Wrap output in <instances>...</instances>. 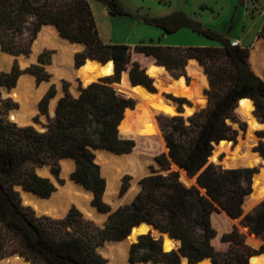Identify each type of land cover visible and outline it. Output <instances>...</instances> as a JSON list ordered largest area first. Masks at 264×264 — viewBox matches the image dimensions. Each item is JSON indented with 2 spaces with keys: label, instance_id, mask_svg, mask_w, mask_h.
<instances>
[{
  "label": "trees",
  "instance_id": "obj_1",
  "mask_svg": "<svg viewBox=\"0 0 264 264\" xmlns=\"http://www.w3.org/2000/svg\"><path fill=\"white\" fill-rule=\"evenodd\" d=\"M94 1L104 6L109 16L140 20L167 34L186 28L216 45L105 44L99 37L88 0H0L3 52L27 56L40 28L53 25L60 37L84 46L81 53L74 55L75 68L87 58L102 63L111 60L114 66L112 77L80 88L77 96L70 94L68 84L64 83L53 117L48 116L49 101L56 95L51 85L38 102L39 114L47 116L45 131L31 125L19 127L8 120L6 112L14 105L2 99L1 87L13 88L22 74L34 76L37 83L47 81L49 75L44 66L49 64L51 52H41L36 64L24 70L14 62L8 72L0 71V256L10 249V254L18 253L31 264H106L97 248L106 241L121 242L141 223L168 234L180 246L177 250L165 251L160 238L155 239L150 233L140 235L129 248L131 263L182 264L181 256H184L197 264H209V260L210 264H248L250 256L264 254V244L257 253L252 252L235 227L219 238L227 245L226 250L217 251L212 245L217 233L211 217L220 210L231 219L241 217V224L249 233L264 241V202L242 213L255 170L222 169L207 164L213 143L235 142L238 129L233 124L239 128L245 126L235 114L239 99H251L254 115L264 123V80L249 66V49L232 44L226 34L228 30L219 33L179 11L164 17H135L119 0ZM244 4L245 0H235L233 13ZM257 38L264 43V16ZM135 55L151 58L155 65L166 68L176 78L185 74L188 60H195L207 76L208 88L203 91L207 105L187 117L158 116L167 152L160 153L155 160L165 174L152 172L140 179V190L133 200L112 210L102 198L105 180L95 163L94 152L127 154L134 147L132 140L119 137V126L127 123L130 114L141 112L142 105L138 102L136 109L125 115L126 109L134 107V101L119 95L111 83L118 82L121 73L126 71L132 84L155 90L151 77L134 59ZM131 91L138 94L136 89ZM242 100L251 106L248 99ZM175 101L181 112L184 99ZM254 150L264 158L263 142ZM130 154L139 156L136 150ZM60 159L74 161L71 178L92 192V204L107 213L103 227L83 218L74 207L63 218H51L37 216L31 207L22 204L14 187L19 185L40 198L49 197L55 187L49 179L36 174L35 168L50 165L57 176L56 162ZM173 164L189 177L196 176V184L185 186L178 171L172 170ZM127 186L128 177L124 176L121 193ZM178 241L175 244L179 245Z\"/></svg>",
  "mask_w": 264,
  "mask_h": 264
},
{
  "label": "rangeland",
  "instance_id": "obj_2",
  "mask_svg": "<svg viewBox=\"0 0 264 264\" xmlns=\"http://www.w3.org/2000/svg\"><path fill=\"white\" fill-rule=\"evenodd\" d=\"M127 1H129L131 4H138L141 2V0H127ZM252 1L257 2V0H248L246 9H248L249 14L254 19H248V21H246L245 23H242L243 19L241 18V15H242V8H241V9H238L237 12H235L236 14H235L234 21H233V25H234L233 27H230L229 23L209 24V26L212 30L214 29L215 31L219 33L228 30L226 31V34L229 38H231V40L234 41V42H231L232 44L238 43L241 46L247 47L249 49L248 63H249L251 70L253 72L255 71L254 73L264 80V61L261 63L254 62L252 61V58H251V51L256 46H261V48L263 49V53H264V44L262 43L261 39L257 38V35H256V31H257L256 28L258 27L259 21L261 19L260 17L264 16V0H258L257 5L252 4L251 3ZM92 2H93L92 3L93 5L95 2L97 6L103 8V6L100 3L94 0ZM97 6H93V10L92 9L91 10H92L93 18L96 23L97 30L98 31L100 30V32L102 33L103 40H112L114 44H126V45L128 44L131 47L135 46L131 42H138L139 40L138 37H140L141 38L140 40L144 41V43H149L150 41L156 43L158 41L157 34H159V37H160V33L155 27L145 25L140 20L134 21L127 17H120L121 20H117V21L112 20V18H110V16L107 15L106 11H100ZM124 8L128 10L129 12H131L130 8L128 7V5H126V3L124 5ZM104 12H105V16L109 18L104 17ZM231 20L233 19L231 18ZM41 29L42 27L40 28V30ZM38 33L36 37H38ZM241 34H243V38L234 39V38H237ZM36 37L30 46V52L27 56H24V55L14 56L11 54H7L3 52L0 48V57L2 58L4 57L2 59L3 61L0 60V71L8 72L11 69L14 62H16L18 67L22 69V64L20 61L21 57L25 58L26 63L24 64V66L26 67L32 64H36L37 57L41 52L45 50L51 52L50 62L49 64L44 66L45 71L49 75V78L47 81L37 83L35 81L34 76L29 75V74L21 75V76H25V79L23 81H24V87H25L26 94L29 97L36 99L34 110L31 112V115H30V121L31 119H35L37 120V122L42 123L44 125L46 124L47 119L45 118V115L39 114L38 102L45 95L49 87L51 85H54L55 90H56L55 97L50 99L49 104H48V116L52 117L50 116L51 112L54 109L57 103V100L63 95L64 83L68 84V91L70 92V94L75 96L76 95L75 80H78V82H81V80L77 77H75L73 81H70L63 77L57 78V75L52 68L53 56L57 54L56 49L51 46V42H47L48 44L42 46L40 48L41 50L37 51L36 54L34 55L33 49H34V42L37 39ZM162 42L166 43L167 45L170 44L169 46L171 47H188V46H193L194 43H201L203 44V46L216 45V43L208 40L207 38L203 36H199L197 34H191L189 30H186L185 33H182L178 36L175 34L166 35L163 38ZM76 44H79V43H76ZM51 48H54V49H51ZM83 49L84 48L82 46L77 51L72 53L71 60H72L73 66H74V55L76 53H81ZM134 59L137 60L141 64V66L145 67V73L151 77L153 81L152 85L154 89H156L155 85H157L158 92L155 94L150 93L145 88L140 87V86L133 88L137 90L136 92L138 94L136 96H132L133 98H131L134 101V107L132 111L136 109L138 102L142 105V111L132 113L129 109H126L125 115H127L128 113H132V114L128 116L127 123L124 124L122 122L119 127V137L122 139H130L134 142V147L130 153H133L136 150V152L140 156V157L134 156L138 160V162L143 166L141 167L142 175H140L137 180L134 181V175L120 161L115 160L111 158L112 156L108 155L107 156L108 159L106 160V162L99 163L96 160L97 159L96 153L98 150L94 152L95 162L99 166L100 175L105 180V191H104L102 198H103V201L107 205H109L112 210H115L119 206L129 204L133 200L135 195L140 190V184H139L140 179H142L145 176L150 175L152 172L165 174V172H161L159 170L160 167L155 160V157L157 155H159L160 153L167 152L165 142L162 136V132L160 130V127L157 121L158 116L181 115L183 117H187L195 109L201 107L200 108L201 110L205 108L207 105L206 97L203 94V91L208 88L207 76L205 75L203 68L195 60L194 61L193 59L188 60L184 68L185 74L183 76L177 77L176 80H173L169 77V75L172 77L174 76L166 68L164 69L161 66L155 65L151 58L135 55ZM122 74L124 78H126L124 74L127 75V72L126 71L122 72L120 77L122 76ZM110 75H104V76L112 77V73ZM104 76L98 77L97 78L98 81L103 80ZM116 83L117 82H112L111 86L114 87ZM163 83L167 84L168 86L163 87L162 86ZM11 89L12 88L9 89L5 86L1 87L2 99L7 100L9 101L10 104L14 105V108L6 112V117L8 120L11 119V113L15 110H18L20 107L19 104L8 94V91H11ZM176 99H184L185 101L180 107L181 112L178 111V102L175 101ZM240 106H241L242 111L248 116V122L249 124H251V127L254 129L261 130L258 132L257 138L252 137L250 140L251 143L253 144V150H254V147L258 145L259 142L264 143V124H258L253 120L251 116V111L253 107L250 106L248 101L241 100ZM235 114L239 122L245 123V120H243L240 117V114L237 111V107L235 109ZM13 123H15L19 127L31 125L36 130L41 131L39 126L31 124V122L24 124V125H19L15 121H13ZM233 128L236 129L237 127H235L234 125ZM237 135H238V132H237ZM135 140H140V141L136 143ZM235 142L236 143L233 149H231L230 143H226L225 141L220 142L217 153L213 156V158L215 159V156H218L220 157L221 160H223V162L227 161L228 164L231 165V167L253 168L255 170V173L260 172L259 175H261L262 172H264V160H262L259 157L260 153L255 150L254 152H252L249 149L251 148V146H248L249 148H244L240 150V143L237 141V137H236ZM208 161L211 162L210 160ZM67 162H68V169H69L68 176H64L63 164L64 163L67 164ZM56 167L58 169L57 176L52 172L51 170L52 168L50 165L36 167L35 172L40 177L49 179L50 182L53 183L56 192H58L60 187L55 186V180H57L60 184H62L61 188L62 187L64 188L68 182V179L71 178V173L74 169V161H72L71 159H60L56 162ZM172 170L178 171L179 179H180V170L174 167H172ZM124 176L128 177V186H127V189L121 193V186L123 183ZM113 177H116L118 179V184L116 185L115 190L113 192V194L115 195L113 201L115 203H113V201H110L109 199H105L107 181L108 179H111ZM17 186H15L14 189L15 191L18 192L19 197L22 201V204L24 206L31 207L35 211V214H36V210L31 205L24 202L23 197L21 196V190L17 188ZM89 200H90V205H91L92 197ZM246 202H247V199L244 201V204ZM261 202H264V200H261ZM71 207L76 208L81 213L83 218L91 220L95 225L99 227H103L104 222L106 221L108 217L107 213L100 212L101 214H104L105 216L102 217L100 221L95 220L92 217L88 216V214L85 211H82V209L79 208L75 203H70L67 206L66 211L63 213H67ZM250 211H252L251 208L245 210V208L242 207L243 215ZM41 215L54 218V216L52 215L50 216L49 214L47 215V213H42L37 216H41ZM86 216L90 218H87ZM211 222H212V226L214 227L217 233V236L212 241V245L217 251H224L227 249V245L221 243L219 238L223 233L229 232L233 227H235L238 230V232L244 236L245 245L248 246L252 252L257 253L260 249V246L264 244V241L262 239L255 237L254 235L249 233L248 229L241 224V217L237 219H231L226 215L225 212L220 210L219 212L214 213L212 215ZM146 230H149V229L146 228L145 231ZM198 235L199 233H196V236ZM249 237H252L257 242L256 246L248 242ZM120 241L123 242L125 241V239L120 240ZM126 241L128 243V249H127V256L125 259L126 260L125 264H131L129 260H127L129 248H130V243H129L130 241L129 239H126ZM110 242H118V241H106L100 247L97 248V252L105 259L106 264H109L111 259H110V256L107 250L103 252V249L104 248L107 249V243H110ZM164 245L168 249L172 248L173 250H176V248L178 247V245L175 244L173 240H170L166 237H165ZM10 252H11L10 249L3 251V253L1 254L2 256H0V263L5 259H9L15 256H20L18 253L10 254ZM260 254H263V253H260ZM256 255H259V254H256ZM20 257L23 258L22 256ZM24 264H31V263L29 261H25ZM132 264H152V263L147 262V263H132ZM158 264H163V263H158ZM203 264H207V262H204ZM250 264H264V257L262 255H259V257L251 258Z\"/></svg>",
  "mask_w": 264,
  "mask_h": 264
},
{
  "label": "bare ground",
  "instance_id": "obj_3",
  "mask_svg": "<svg viewBox=\"0 0 264 264\" xmlns=\"http://www.w3.org/2000/svg\"><path fill=\"white\" fill-rule=\"evenodd\" d=\"M36 38L37 39L34 42V49H33L34 55L36 54L37 51L41 50L40 48L42 46L48 44L47 42H51V46L56 49L57 54L53 56L52 68L56 73L57 78L63 77L70 81H73L75 77H77L81 80L82 83H90L95 79H97L98 77H102L104 75H110L111 73L113 74L112 63L110 61H108L105 65H101L97 61L87 60L78 70H76L72 64L71 56L72 53L77 51L79 48H81L82 45L76 43H70L66 39L60 37L58 31L53 25H44L40 30V32L38 33V37ZM3 58L0 57V60L3 61L2 60ZM251 58L252 61L254 62L261 63L264 61V53L261 46H256L251 51ZM24 79L25 76L19 77L16 86L10 92H8V94L20 106L18 110H15L11 113V119H13V121L18 123L19 125H24L30 122V115L31 112L34 110L35 102H36V99L31 98L26 94L24 81H23ZM129 94L131 95V97L136 96V94L133 93L132 91ZM96 155H97L96 160L99 163L106 162V160L108 159L107 157L108 155L112 156L111 158L120 161L134 175V181L137 180L140 175H142L141 167L143 166L138 162V160L134 157L133 154L127 153L122 155H115L106 150H98ZM63 166H64L63 168L64 176H68V171H69L68 162L67 164L64 163ZM179 170H180V181L184 183V181H187L186 173L182 169ZM259 174L260 172L254 176L253 193L256 195L258 199L264 200V172H262L261 175ZM117 184H118V179L116 177L108 179L106 196L104 195L105 199H109L110 201L114 200L115 195L113 194V192ZM17 188L21 190V196L23 197L24 202L31 205L36 211L40 213H47L52 216H58L66 211V208L70 203H75L79 208L82 209V211H85L88 214V216L92 217L95 220L100 221L102 217L105 216L104 214L97 212L95 208L90 205V200H89L91 198L90 193L83 191L71 179H68V182L64 188L60 187L58 192H54L51 197L46 199L39 198L33 195L31 192L23 190L19 186H17ZM113 203L115 202L113 201ZM248 242L254 246L257 245V242L252 237L248 238ZM127 249H128V243L125 240L123 242L121 241V242L107 243V249L104 248L103 252L107 250V252L109 253L111 259L109 264H125ZM256 257L259 256H255L252 258H256ZM25 261L26 260H24L23 258L19 256H15L3 260L0 264H24Z\"/></svg>",
  "mask_w": 264,
  "mask_h": 264
},
{
  "label": "water",
  "instance_id": "obj_4",
  "mask_svg": "<svg viewBox=\"0 0 264 264\" xmlns=\"http://www.w3.org/2000/svg\"><path fill=\"white\" fill-rule=\"evenodd\" d=\"M68 41V40H67ZM68 42H70V41H68ZM231 42H234L233 40H231ZM71 43V42H70ZM83 46V45H82ZM83 48H84V46H83ZM87 60H90V61H97V60H92V59H89V58H87V59H85L84 60V63L87 61ZM21 64H22V69L21 70H24L25 68H26V66H24V64L26 63L25 62V58L24 57H21ZM111 61V60H110ZM98 63H100L101 65H105L106 63H102V62H99V61H97ZM112 62V66H113V61H111ZM83 63V64H84ZM82 64V65H83ZM81 65V66H82ZM80 66V67H81ZM28 67V66H27ZM80 67H78V68H75L76 70H78ZM164 68V67H163ZM165 69V68H164ZM113 74H114V66H113ZM104 77H108V76H104ZM103 77V78H104ZM169 77L171 78V79H173V80H176L177 78H175V77H172V76H170L169 75ZM93 82H98V79H96L95 81H92V82H90V83H82V82H78V80H75V84H76V87H75V89H76V95L75 96H77L79 93H80V88H85L86 86H88L89 84H91V83H93ZM16 86V85H15ZM14 86V87H15ZM137 86H141V87H143V88H145L148 92H150V93H157L158 92V89H157V85H155V87H156V89L154 90V91H150L148 88H146L145 86H143V85H140V84H132V82L130 81V79H129V77H128V75H127V77L126 78H124V76H123V74H122V76L120 77V79H119V81L114 85V89H115V91L119 94V95H121V96H123V97H125V98H133V97H131V95L129 94L130 92H131V89H133V88H135V87H137ZM162 86L163 87H167L168 85L167 84H162ZM13 87V88H14ZM12 88V89H13ZM11 89V90H12ZM8 92H10V91H8ZM163 96V95H162ZM164 97V96H163ZM165 98V97H164ZM166 99V98H165ZM242 99H248L250 102H251V106L253 107V109H252V111H251V116H252V118H253V120L256 122V123H258V124H264V123H262L261 121H259V119L254 115V113H253V111H254V104H253V102H252V100L251 99H249V98H241V99H239L238 100V102H237V111L239 112V114H240V117L243 119V120H245V126H244V128H239V126H238V124H233V126L235 125V127H237V129H238V135H237V141L240 143V150H242V149H244V148H249L248 146H251V148H249L252 152H254V150H253V144L251 143V138L252 137H255V138H257V135H258V132L259 131H261L260 129H254V128H252L251 127V124H249V122H248V116L242 111V109H241V106H240V101L242 100ZM56 106V105H55ZM200 108L201 107H199V108H197V109H195L194 111H192L191 112V114H189V115H192L193 113H195V112H198L199 110H200ZM129 110H132L133 108H128ZM54 113H55V107H54V109L52 110V112H51V115L50 116H54ZM188 115V116H189ZM45 118L47 119V116L45 115ZM10 121L11 122H13V119H10ZM31 124H33V125H37V126H39L40 127V129H41V131H45L46 130V128L44 127V125L42 124V123H39V122H37V120H35V119H31ZM121 125V124H120ZM120 127V126H119ZM221 141H225L226 143H230L231 145H230V147H231V149H233V147H234V145H235V143L236 142H234V141H230V140H220L219 142H217V143H213V149H212V151H211V155H210V157L208 158V160H210L211 162H207V164H209V163H212V164H217L218 166H220L222 169H233V168H242V167H231V165L230 164H228V162L226 161V162H223V160H221L220 159V157H218V156H215V159L213 158V156L217 153V150H218V148H219V144H220V142ZM167 149V148H166ZM107 151V150H106ZM108 152H110V153H112V154H115V155H122V154H116V153H113V152H111V151H108ZM259 155V154H258ZM259 157L262 159V160H264V158L262 157V156H260L259 155ZM72 160V159H71ZM172 167H175V168H177V169H179L177 166H175L174 164L172 165ZM183 170V169H182ZM184 171V170H183ZM186 173V172H185ZM259 172H256V173H254V175H253V177H252V184H251V192H250V194H248L245 198H244V201L247 199V202L244 204V201H243V204H242V207L243 208H245V210H247V209H249V208H251L252 210L257 206V205H259L260 203H261V200L260 199H258L257 197H256V195L253 193V182H254V176L255 175H257ZM186 178H187V181H184V185L185 186H191V185H193V184H196V176L195 177H189L187 174H186ZM76 185H78L83 191H85V192H88V193H90V195H91V197L93 198V194H92V192H90V191H87L84 187H82L81 185H79L78 183H76L72 178H70ZM55 186H58V187H61L62 186V184H60L57 180H55ZM23 189V188H22ZM24 190V189H23ZM54 192H56V190L54 191ZM54 192H52L51 193V195L49 196V197H51L52 196V194L54 193ZM33 195H35V196H37L36 194H34L33 192H31ZM38 197V196H37ZM49 197H46V198H49ZM40 198V197H39ZM46 198H44V199H46ZM91 206H93L94 208H95V210L97 211V212H99L100 213V211L91 203ZM36 214L37 215H40V214H42V213H40V212H38V211H36ZM48 215V214H47ZM66 215V213H63V214H61V215H58L57 217H55L54 216V218H63L64 216ZM51 216V215H50ZM87 218H90V217H88V216H86ZM146 228H150L151 229V231H149V230H146L145 231V229ZM154 231H155V233H154ZM147 233H150L151 234V236L152 237H154L155 239H161L162 240V245H163V249L165 250V251H170V250H173L172 248H170V249H168L165 245H164V242H165V237L166 238H168V239H170V240H173V241H178V240H175V239H172L168 234H166V233H161L160 231H158L157 229H155L153 226H151V225H149V224H147V223H141V224H139L138 226H135L134 228H132L131 229V232L129 233V235L125 238V239H129V243H130V245L131 244H133V243H135V242H137V239H138V237L140 236V235H143V234H147ZM253 235V234H252ZM179 242V241H178ZM179 246H180V242H179V245H178V247H177V249L179 248ZM176 249V250H177ZM259 255H263L264 256V254H259ZM259 255H252V256H250L249 258H248V264H250V259L252 258V257H255V256H259ZM20 257V256H19ZM209 260V259H208ZM130 262V261H129ZM181 262H182V264H197V263H190L189 261H188V259L186 258V257H184V256H181ZM131 263V262H130ZM132 264V263H131ZM209 264H210V260H209Z\"/></svg>",
  "mask_w": 264,
  "mask_h": 264
},
{
  "label": "crops",
  "instance_id": "obj_5",
  "mask_svg": "<svg viewBox=\"0 0 264 264\" xmlns=\"http://www.w3.org/2000/svg\"><path fill=\"white\" fill-rule=\"evenodd\" d=\"M93 1V0H92ZM91 0H88L90 8L93 10V6H97V4L94 2V5L92 4ZM122 6L124 7L125 3L128 5V7L131 10V13L135 17H164L174 12H182L186 16H188L191 19H194L198 22H201L203 24L209 25V24H216V23H229L230 27H233V21L235 17V12L233 13V5L235 3V0H141L138 4H131L127 0H119ZM252 4H258V0L252 1ZM248 4V0H245L244 7L242 8V15L241 18L243 19L242 23H245L248 21V19H254L248 12V9H246V6ZM100 11H106L105 7H99L97 6ZM91 10V11H92ZM133 10V11H132ZM107 12V11H106ZM237 12V11H236ZM108 15V14H107ZM109 16V15H108ZM104 17L109 18L105 16ZM112 20H121L120 17H112ZM231 18L233 20H231ZM260 21L258 24V27L256 28V35L257 32L262 24L263 16L260 17ZM140 23V22H139ZM158 32V41L156 43L150 41L149 43H144V41L140 40L141 38L138 37V42H131L134 45L137 44H149V45H161V46H169L170 44L163 43L162 40L166 35H171L163 32L161 29L156 28ZM186 28H182L178 30L177 32L173 33L175 35H180L182 33L186 32ZM190 31V30H189ZM191 32V31H190ZM99 37L105 44H114L112 40H103L102 39V33L100 30L98 31ZM172 34V35H173ZM191 34H195L191 32ZM243 38V34L239 35L237 38L234 39H241ZM263 43V41H262ZM264 44V43H263ZM128 45V44H127ZM193 46H203L201 43H194ZM230 218V217H229Z\"/></svg>",
  "mask_w": 264,
  "mask_h": 264
}]
</instances>
